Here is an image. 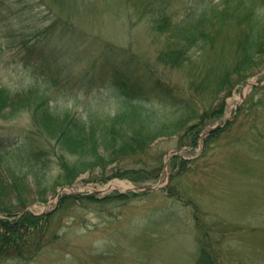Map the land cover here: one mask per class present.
Returning <instances> with one entry per match:
<instances>
[{
  "label": "rangeland",
  "instance_id": "obj_1",
  "mask_svg": "<svg viewBox=\"0 0 264 264\" xmlns=\"http://www.w3.org/2000/svg\"><path fill=\"white\" fill-rule=\"evenodd\" d=\"M66 1L0 0V88L12 94L34 88L45 91L55 113L69 111L101 125L137 106L135 102L171 116V108L158 106L146 87L138 88L131 78H124L117 88L113 70L108 72L113 67L142 76L143 82L151 74L177 83L179 73L157 62L149 15L139 18L124 0H76L79 8L72 10ZM188 1L174 2L176 19ZM57 16L59 23L41 41L39 32ZM65 20L76 27L74 33L61 25ZM255 71L247 80L252 85L237 86L224 97L223 115L207 129L222 121L229 126L208 143L203 155L198 153L205 134L191 151L176 148V135L152 142L155 151L164 153L166 171L136 186L161 181L159 190L124 201L108 200L104 198L108 194L123 195L135 185L119 178L101 183L100 170L94 169L80 173L70 186L42 194L29 172L27 207L34 215L53 214L55 234L33 259L9 258L0 264H197L202 247L217 253L222 264H264V91H251V86L264 84V57ZM119 74L124 77L122 71ZM131 97L139 100L129 103ZM28 117L24 111L0 118L5 149L0 157L24 172L30 168L26 158L36 155L24 140L34 136ZM175 156L188 161L179 173L171 162ZM47 160L40 179L49 186L56 166ZM174 173L172 182L183 200L166 195ZM72 191L92 194L94 200L70 201L55 212L60 195Z\"/></svg>",
  "mask_w": 264,
  "mask_h": 264
},
{
  "label": "trees",
  "instance_id": "obj_2",
  "mask_svg": "<svg viewBox=\"0 0 264 264\" xmlns=\"http://www.w3.org/2000/svg\"><path fill=\"white\" fill-rule=\"evenodd\" d=\"M75 1L67 0L65 5L71 10L78 9ZM174 2L176 0H124L139 18L149 15L150 30L157 39V42L154 40L157 62L179 73L177 83L151 74L143 82L140 81L142 76H130L127 70H121L124 77L119 76L121 71L116 68L108 70H113L117 80L113 86L119 88L123 83L120 79L131 78L136 87L148 89L146 91L157 99L158 106L170 107L171 116L159 115L157 110L135 102L137 106H131L102 126L100 121L69 111L55 113L45 91L34 88L12 94L0 88V118H14L28 111L34 136L24 138L28 142L26 148L31 154L40 152L26 158L30 166L27 172L0 157V262L9 258L33 259L45 240L55 234L51 230L53 214L21 212L31 204L29 172L33 173L42 194L56 186H70L80 173L94 169L100 170L98 180L101 183L111 178L126 179L136 185L156 180L163 172L164 153L155 151L152 142L163 135H176V148L193 150L205 129L223 115L224 97L237 86L244 85L260 67L264 57V0H219L214 4L212 0H189L184 2L179 19H176L178 12ZM59 19L57 16L39 32L43 35L38 34L41 41ZM67 22L61 25L74 33L76 27ZM259 90L264 91V84L251 88L252 92ZM138 100L127 99L133 104ZM226 126L229 124L214 129L205 137L201 155ZM3 150V140H0V151ZM46 158L47 164L56 166V175L49 186L47 181L40 179L44 175ZM195 159L190 161L195 162ZM171 162L179 173L188 161L175 156ZM111 165V170L106 171ZM172 176L166 195L183 200L172 182L176 174ZM137 194L142 193H111L104 198L124 201ZM91 199L94 200L92 194H62L55 212L61 211L70 201ZM40 201H44L43 198ZM201 249L197 264H222L213 250Z\"/></svg>",
  "mask_w": 264,
  "mask_h": 264
},
{
  "label": "water",
  "instance_id": "obj_3",
  "mask_svg": "<svg viewBox=\"0 0 264 264\" xmlns=\"http://www.w3.org/2000/svg\"><path fill=\"white\" fill-rule=\"evenodd\" d=\"M216 127H218V126H216ZM215 127V128H216ZM215 128H213V129H215ZM159 188V186H156V187H150V188H145V189H139V188H137V187H134V189H133V191H151V190H154V189H158ZM95 193L96 192H98V191H94Z\"/></svg>",
  "mask_w": 264,
  "mask_h": 264
},
{
  "label": "bare ground",
  "instance_id": "obj_4",
  "mask_svg": "<svg viewBox=\"0 0 264 264\" xmlns=\"http://www.w3.org/2000/svg\"><path fill=\"white\" fill-rule=\"evenodd\" d=\"M112 186H114V185H112ZM111 185H110V187H112Z\"/></svg>",
  "mask_w": 264,
  "mask_h": 264
}]
</instances>
